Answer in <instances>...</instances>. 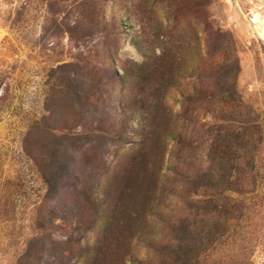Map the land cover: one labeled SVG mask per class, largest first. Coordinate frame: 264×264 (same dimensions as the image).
<instances>
[{
    "label": "rangeland",
    "instance_id": "rangeland-1",
    "mask_svg": "<svg viewBox=\"0 0 264 264\" xmlns=\"http://www.w3.org/2000/svg\"><path fill=\"white\" fill-rule=\"evenodd\" d=\"M260 31L264 0H0V264H49L52 242L64 254L82 249L72 264H89L110 187L128 168L104 264H160L178 223L193 216L188 188L209 168L219 125H246L248 148L239 149L236 191L222 196L219 215L197 219L207 229L218 220L264 264ZM113 71L123 83H112ZM159 136L147 170L131 167L145 139L155 152ZM220 168L227 174L229 164ZM92 169L102 174L91 196ZM207 259L244 264L228 250Z\"/></svg>",
    "mask_w": 264,
    "mask_h": 264
},
{
    "label": "trees",
    "instance_id": "trees-1",
    "mask_svg": "<svg viewBox=\"0 0 264 264\" xmlns=\"http://www.w3.org/2000/svg\"><path fill=\"white\" fill-rule=\"evenodd\" d=\"M110 80L112 83H123L124 81L119 77V74L116 71H113L111 73ZM231 94H236V92L233 90ZM246 125L238 126L236 129H232L230 132L226 131L228 125L218 126V130L216 133L215 138L213 139V142L210 146L209 152H208V161H209V168L200 171L195 172L193 175V180L191 186L188 188V193L190 197V206L193 209V216L191 219L185 218L182 222L178 223L179 228L175 229V243L174 246H171L172 249L170 251H166L167 248H162L160 251V255L162 256V259H160V264H165V262L170 259V264H208L207 258L209 255L213 254L214 252L220 253L221 251H230L231 255L236 257H243V260H241L244 264H254L252 261V251L253 247L249 248L246 245V248L241 247V243H243L242 238L237 237L235 234H229L226 231H223L222 229L224 226L219 224L218 220L216 221V224L214 226L210 227L209 229L205 228L201 220L199 221L197 217L201 215V213L205 211L214 210L219 215L220 210V199L225 193L235 192L234 186L236 185L235 182L231 183L230 178L232 177L235 167L234 162L238 161L240 155L239 151L241 149H246L247 147V139H244L245 133L247 132ZM257 128H259V125H255ZM254 127V126H253ZM57 127H48V130L53 132ZM243 130L242 132H239ZM147 131V130H146ZM224 131V134L221 132ZM54 133V132H53ZM149 133V131H148ZM222 133V134H221ZM160 134V133H159ZM157 136V134H156ZM243 138L239 142V138ZM143 142V146L140 149L141 152L139 154H136L133 161L131 162V167H140L144 166L143 169L147 170L148 165L151 163V159L149 160V154L151 155V158L153 156L155 157L158 155V151L161 149L164 137L159 136V148H157L154 152L153 146H151V143H149L147 139ZM239 142V143H237ZM150 144V148H149ZM240 149V150H239ZM223 164H229V171L228 173H224L223 169L220 168V166ZM136 172L139 173V170ZM90 182H89V191L92 194L95 192V184L94 181L98 180L99 177H101V174L97 169H92L90 172ZM129 174V168L125 170L124 173H122V176L118 178V181H115L114 184L110 187V199L108 200L107 205V213L108 217H106V223L104 225V228L102 230L101 236L98 240L99 247L93 251V253L90 255L89 264H104V257L105 253L107 251L106 241H110L112 243V240L114 237H116V234L113 236L111 235V231L113 228L118 226L121 222L118 218L119 214L123 211L122 208L126 205V201L122 198L121 191L125 190L126 194H128L130 190V185H124L121 190L118 188V182H123L124 177H126ZM158 174V171L154 169L152 172V176H156ZM227 180V182H225ZM129 182V181H127ZM126 182V183H127ZM191 182V180H190ZM232 184H235L232 187ZM238 190V189H237ZM93 197L89 198L88 204H92ZM85 203V202H84ZM77 208L84 209V212H89L85 206L80 205L79 202H77ZM99 206V204H97ZM96 210L99 211V208L96 207ZM77 212V211H76ZM126 212L128 213V216L130 215L131 218L137 217L138 209L135 207H129L126 209ZM85 213V214H86ZM98 213L95 212V216L97 217ZM94 216V220L88 223L87 220H85L86 224H88L87 230L85 233H87L90 230H93L95 226V220L96 217ZM80 215H78L75 219L79 218ZM87 215L85 216V218ZM80 221H76L77 223H80ZM113 237V238H112ZM53 246L49 250H47V260L49 264L55 263L56 261H61L62 264H72L73 259L75 257V260L79 259L82 254V249H79L78 251H74L73 249L71 251H67L68 254H64L63 249H59V245L56 242H52ZM242 250H241V249ZM251 248V249H250ZM249 249L251 250L249 252ZM222 259V257H219ZM168 262V263H169ZM115 264V263H114ZM218 264H221L219 262Z\"/></svg>",
    "mask_w": 264,
    "mask_h": 264
},
{
    "label": "bare ground",
    "instance_id": "bare-ground-1",
    "mask_svg": "<svg viewBox=\"0 0 264 264\" xmlns=\"http://www.w3.org/2000/svg\"><path fill=\"white\" fill-rule=\"evenodd\" d=\"M258 19V16L256 15L254 21H256ZM260 35L264 37V31H260Z\"/></svg>",
    "mask_w": 264,
    "mask_h": 264
}]
</instances>
